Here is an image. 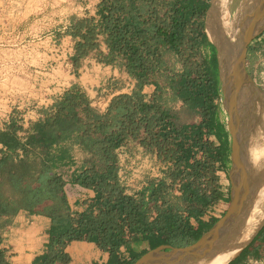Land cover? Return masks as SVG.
Returning a JSON list of instances; mask_svg holds the SVG:
<instances>
[{"label": "trees", "instance_id": "obj_1", "mask_svg": "<svg viewBox=\"0 0 264 264\" xmlns=\"http://www.w3.org/2000/svg\"><path fill=\"white\" fill-rule=\"evenodd\" d=\"M209 6L208 0H99L93 13L70 18L65 33L75 41L72 63L103 40L108 54L101 60L120 59L135 86L101 110L73 85L27 129L13 118L0 129V215L24 210L50 219L40 264H65L69 257L63 248L72 240L94 242L109 253L107 264H130L145 251L128 261H121L118 251L138 235L152 242L151 249L180 247L215 223L195 233L189 221L225 198L215 172L229 149L216 102L222 98L217 48L204 29ZM167 53L176 56L180 71L169 69ZM160 76L170 96H164ZM148 85L155 86L149 97L142 92ZM176 100L200 121L181 123L168 105ZM135 139L170 165L162 178L129 194L119 181L116 150ZM73 145L90 156L69 180L95 192L93 202L74 213L58 171L74 163ZM175 184L179 194H173ZM0 264H10L1 248Z\"/></svg>", "mask_w": 264, "mask_h": 264}, {"label": "crops", "instance_id": "obj_2", "mask_svg": "<svg viewBox=\"0 0 264 264\" xmlns=\"http://www.w3.org/2000/svg\"><path fill=\"white\" fill-rule=\"evenodd\" d=\"M208 1L210 3V0ZM98 2L99 0L96 1L95 6ZM63 28H65V26ZM204 29L207 32L206 15L204 19ZM61 35L62 39L67 43L70 55L69 61L70 65H72L71 56L73 54L75 41L70 35L65 33V30H62ZM211 41L214 43L212 39ZM214 45L216 46L215 43ZM94 52H99L103 55L108 54V48L103 40L99 41L97 49L79 59L78 64L74 65V68L81 73L76 81L78 87L81 88L82 91H85L91 105L96 103L102 105L103 110L107 107L112 97L117 94L111 92L109 95H105V97L102 98L97 95V86L100 81L106 80L110 76L108 70H116L114 65L115 61H113L114 63L111 62L112 66H109L108 69L107 66L101 67L99 62L92 59ZM245 67L248 74L255 83L258 84L257 79L259 80L260 73L264 72V31L249 43ZM154 89V85H148L143 87L142 92L149 97L153 94ZM130 92L131 90L125 93ZM41 116L42 114L33 112L23 118L21 125L24 129H27L32 121H35ZM220 121L224 123L222 119H220ZM192 123H196V121L190 124ZM20 134L23 133L20 132ZM212 137L214 139H212ZM209 138L211 141L218 143L214 136ZM225 142L229 149L227 135L225 136ZM116 152L118 157L119 181L129 194L140 191L149 180L162 178L165 169L170 165L169 162L161 161L154 151L145 148L137 139L129 140L125 145L119 147ZM71 155L74 163L71 165L59 166L58 171L65 180L64 192L69 208L71 212L74 213L84 210L92 203L95 192L90 188L71 183L69 180L72 173L81 167L83 159L88 158L90 154L84 152L79 146L73 145ZM228 155L229 150L226 161L215 172L218 177L219 189L223 192L225 198L212 205L198 219H189L195 233L204 231V228L211 224L213 220L219 219L223 214L222 212H224L223 210L229 205L230 160ZM122 176L128 179L127 183L122 181ZM173 194H179L176 186H174ZM49 226L50 219L48 217L24 210H20L15 214L0 215V248L4 252L5 259L10 264H40V257L47 252ZM151 243L152 242L138 235L136 241H130L129 248L125 245L119 248L118 257L121 261H128L131 259L132 254H139L142 251L151 249ZM154 243L156 244L158 242L155 241ZM159 245L163 244H157V246ZM63 250L69 257L65 264H107L109 260L108 252L100 249L94 242L85 240L69 241ZM261 259H264V224L257 231V234L226 264H251L253 260Z\"/></svg>", "mask_w": 264, "mask_h": 264}, {"label": "rangeland", "instance_id": "obj_3", "mask_svg": "<svg viewBox=\"0 0 264 264\" xmlns=\"http://www.w3.org/2000/svg\"><path fill=\"white\" fill-rule=\"evenodd\" d=\"M96 1L0 0V129L11 118L22 124L23 118L31 113L42 114L65 90L73 85L78 86L76 79L81 73L74 68L72 62L70 65L67 43L61 34L62 30H66L71 17H81L87 11L93 13ZM241 1L227 0V13L234 16ZM217 28L220 36L228 37L220 20ZM216 47L218 55L217 44ZM201 52L205 54V51ZM102 57L103 54L94 52L92 59L99 62L101 67L107 66L108 69L112 66L111 63L103 62ZM164 58L170 70L180 71L181 63L173 53L165 54ZM114 65L116 70H108L110 76L100 81L97 86V95L102 98L111 92H128L135 86V79L128 74L122 61L117 58ZM158 80L163 87L164 96H170L166 78L160 76ZM253 82L255 83L254 80ZM261 89L264 91V88ZM259 96L264 100V93ZM216 102L220 106V119L225 123L226 113L221 103L222 98ZM168 105L177 113L181 123L200 121V116L186 109L180 101H169ZM93 106L101 110L103 108L97 103ZM122 181L127 183L128 179L122 176ZM227 208L223 210V214ZM249 219L247 218V223ZM237 222L238 218L226 240L237 230ZM263 224L264 221L251 238ZM242 234L243 232L239 234L238 238H241L237 241L241 240L243 243L246 237ZM251 264H264V259L256 263L252 261Z\"/></svg>", "mask_w": 264, "mask_h": 264}, {"label": "water", "instance_id": "obj_4", "mask_svg": "<svg viewBox=\"0 0 264 264\" xmlns=\"http://www.w3.org/2000/svg\"><path fill=\"white\" fill-rule=\"evenodd\" d=\"M263 31L264 0H242L232 18L228 37L222 35L225 62L222 72L219 69V79L222 106L228 115L227 128L231 135L230 201L226 212L194 242L180 247L159 245L130 264H195L210 259L226 240L246 204H251L256 189L251 193L249 188L251 163L243 117L251 116L257 104L264 102L259 96L264 91L253 82L245 65L249 43Z\"/></svg>", "mask_w": 264, "mask_h": 264}, {"label": "bare ground", "instance_id": "obj_5", "mask_svg": "<svg viewBox=\"0 0 264 264\" xmlns=\"http://www.w3.org/2000/svg\"><path fill=\"white\" fill-rule=\"evenodd\" d=\"M226 5L227 0H212L211 6L206 14L207 33L217 44L219 50L218 60L220 72L224 68L225 52L223 38L219 34L217 25L220 20L223 28L229 34L233 17L227 13L228 8L226 9ZM243 129L245 130L244 136L248 141L247 154L251 163L249 188H251V193L256 189L255 196L251 200V204H246V207L239 215L237 222L238 228H236L237 230L235 232L233 231V236L231 235V238L223 242L212 258L195 264H226L251 239L252 235L264 221V162L262 165H259L258 159L260 157H258L259 152L257 153V150H260V148L264 152V102L257 104L255 112L251 116L246 114L243 117ZM247 218H250L249 223H247ZM241 231L243 232L242 236L246 237L243 243L241 240L237 241V239L241 238H238L240 236L239 234L242 233ZM229 241H233V243L230 244Z\"/></svg>", "mask_w": 264, "mask_h": 264}, {"label": "flooded vegetation", "instance_id": "obj_6", "mask_svg": "<svg viewBox=\"0 0 264 264\" xmlns=\"http://www.w3.org/2000/svg\"><path fill=\"white\" fill-rule=\"evenodd\" d=\"M226 113V112H225ZM227 119H228V115L226 113V121H225V129L227 130V139H228V142H229V155H230V145H231V135L228 131V128H227ZM255 145V144H254ZM256 148V147H255ZM258 149V148H257ZM256 149V150H257ZM259 152V153H258ZM257 153H258V157H260L258 160H259V165H262V163L264 162V152H263V149L260 148V150H257ZM228 155V157H229ZM230 160V158H229ZM261 161V162H260ZM230 165H231V162H229ZM261 163V164H260Z\"/></svg>", "mask_w": 264, "mask_h": 264}, {"label": "built area", "instance_id": "obj_7", "mask_svg": "<svg viewBox=\"0 0 264 264\" xmlns=\"http://www.w3.org/2000/svg\"><path fill=\"white\" fill-rule=\"evenodd\" d=\"M258 86H260L261 88H264V72H261L259 75V81H258ZM176 189L178 188V184H175ZM154 215V213H152V216ZM254 263L258 262V260H253Z\"/></svg>", "mask_w": 264, "mask_h": 264}]
</instances>
